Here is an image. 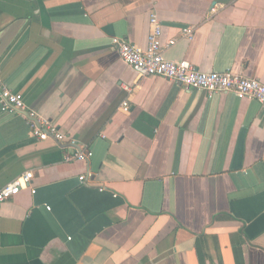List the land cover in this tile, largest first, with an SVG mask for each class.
Instances as JSON below:
<instances>
[{
    "label": "crops",
    "instance_id": "1",
    "mask_svg": "<svg viewBox=\"0 0 264 264\" xmlns=\"http://www.w3.org/2000/svg\"><path fill=\"white\" fill-rule=\"evenodd\" d=\"M152 14L167 61L264 84V0H0L2 82L76 140L0 112V189L32 173L0 203V264H264V110L138 79L112 39L144 48Z\"/></svg>",
    "mask_w": 264,
    "mask_h": 264
},
{
    "label": "built area",
    "instance_id": "2",
    "mask_svg": "<svg viewBox=\"0 0 264 264\" xmlns=\"http://www.w3.org/2000/svg\"><path fill=\"white\" fill-rule=\"evenodd\" d=\"M151 27L147 37V45L144 48L132 45L124 40L112 39V46L117 51L121 61L127 65L138 79L157 78L167 83H173L186 90L202 91L211 97L221 93H231L239 100H253L264 110V84L259 80L245 78L231 71L226 72H203L196 70L189 62L167 61L163 52L173 46L175 39L162 44V25L155 14L149 19ZM193 29L183 28L181 38L190 39ZM122 110L127 112L128 104L122 103ZM0 112L17 115L23 118L28 127L29 135L36 141L54 140L60 144L69 142L72 146L76 140L66 137L56 126L48 120L37 116L29 110L20 93H14L8 89L1 80L0 75ZM92 157L87 150L77 149L73 154L64 155L65 162L86 161ZM32 179L31 172H25L12 182L0 189V203L15 197L21 190L30 188ZM79 182L84 177L78 178ZM32 192H34L32 190Z\"/></svg>",
    "mask_w": 264,
    "mask_h": 264
}]
</instances>
